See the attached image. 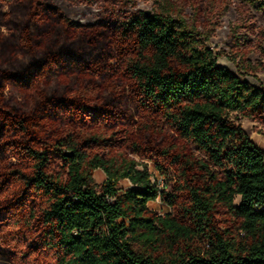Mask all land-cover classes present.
<instances>
[{"label":"trees","instance_id":"16d2710c","mask_svg":"<svg viewBox=\"0 0 264 264\" xmlns=\"http://www.w3.org/2000/svg\"><path fill=\"white\" fill-rule=\"evenodd\" d=\"M169 4L85 27L0 0V264H264V152L239 123L264 126V88Z\"/></svg>","mask_w":264,"mask_h":264},{"label":"rangeland","instance_id":"374dc122","mask_svg":"<svg viewBox=\"0 0 264 264\" xmlns=\"http://www.w3.org/2000/svg\"><path fill=\"white\" fill-rule=\"evenodd\" d=\"M63 16L81 26L89 27L105 21L112 26H121L124 21L137 12L153 13L157 0H107V2L89 0L71 4L67 0H47ZM165 0H161L163 3ZM176 10L182 9L188 23L195 8L202 10L198 19V29L207 46L216 56L217 64L236 73L241 80L264 88V15L249 9L239 1L226 0H166ZM111 76H105L109 79ZM105 83L106 80H104ZM103 81V82H104ZM109 86L112 83H107ZM112 86V85H111ZM239 123L251 140L264 150V126L247 118H239ZM146 167L153 179L161 181L159 187L165 189L164 178L156 171L152 161L146 157L130 154ZM94 181L100 184L105 176L100 169L93 172ZM120 191L131 187L127 180L117 185ZM157 215L171 212V209L157 198L148 204Z\"/></svg>","mask_w":264,"mask_h":264},{"label":"built area","instance_id":"2783aa9c","mask_svg":"<svg viewBox=\"0 0 264 264\" xmlns=\"http://www.w3.org/2000/svg\"><path fill=\"white\" fill-rule=\"evenodd\" d=\"M160 182H161V181H158V187H159V184H161ZM159 188H160V187H159ZM160 189H161V188H160Z\"/></svg>","mask_w":264,"mask_h":264},{"label":"crops","instance_id":"0c3cea01","mask_svg":"<svg viewBox=\"0 0 264 264\" xmlns=\"http://www.w3.org/2000/svg\"><path fill=\"white\" fill-rule=\"evenodd\" d=\"M260 148V147H259ZM263 152H264V150L262 149V148H260Z\"/></svg>","mask_w":264,"mask_h":264},{"label":"water","instance_id":"95a60500","mask_svg":"<svg viewBox=\"0 0 264 264\" xmlns=\"http://www.w3.org/2000/svg\"><path fill=\"white\" fill-rule=\"evenodd\" d=\"M146 14H148V13L146 12Z\"/></svg>","mask_w":264,"mask_h":264}]
</instances>
